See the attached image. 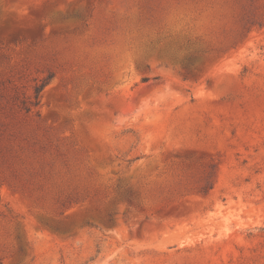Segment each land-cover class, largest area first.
<instances>
[{
    "label": "rangeland",
    "instance_id": "374dc122",
    "mask_svg": "<svg viewBox=\"0 0 264 264\" xmlns=\"http://www.w3.org/2000/svg\"><path fill=\"white\" fill-rule=\"evenodd\" d=\"M0 264H264V0H0Z\"/></svg>",
    "mask_w": 264,
    "mask_h": 264
},
{
    "label": "trees",
    "instance_id": "16d2710c",
    "mask_svg": "<svg viewBox=\"0 0 264 264\" xmlns=\"http://www.w3.org/2000/svg\"><path fill=\"white\" fill-rule=\"evenodd\" d=\"M46 85H47V82H45L43 85L36 88V98L39 97L40 93L42 92V90L45 88Z\"/></svg>",
    "mask_w": 264,
    "mask_h": 264
}]
</instances>
